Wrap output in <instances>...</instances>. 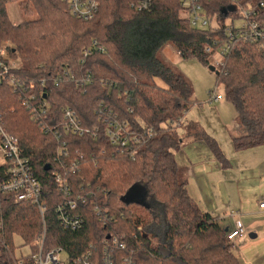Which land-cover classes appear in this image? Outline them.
<instances>
[{"label": "trees", "instance_id": "trees-1", "mask_svg": "<svg viewBox=\"0 0 264 264\" xmlns=\"http://www.w3.org/2000/svg\"><path fill=\"white\" fill-rule=\"evenodd\" d=\"M201 1L210 20L218 21L216 28L191 27L179 0H151L150 8L142 11L139 0H100L101 9L88 21L73 16L65 0H0V48L7 45L12 59L23 66L12 74L25 84L19 91L7 81L0 84L1 122L18 139L42 185L48 207L43 250L62 248L71 257L87 253L95 264H241L227 230L189 196L174 156L186 141L200 140L223 167L229 162L196 122H187L185 138L180 137L174 123L199 102L186 77L159 54L171 46L183 59L196 58L207 66L211 55L233 43L216 81L223 84L225 99L235 107L243 130L233 139L234 147L264 146V52L256 44L229 42L225 25L227 18H241V10L264 24V0ZM16 3L29 18L17 25L7 7ZM229 7L234 11L222 15ZM93 42L105 50L93 47L85 58ZM86 77L90 82L79 84ZM33 94L38 102L49 103L48 128L58 127L63 110L70 108L90 131L66 137L68 156L58 157L56 137L45 134L32 116L27 101ZM107 113L140 136L131 154L111 147L103 131L93 138L95 128L105 127L102 115ZM163 124L168 129H162ZM74 163L79 169L73 175L69 168ZM57 171L68 177L73 195L87 199L77 211L85 220L80 230L64 227L59 220L57 209L65 195L56 183ZM7 180V167L0 165V188ZM136 185L144 189L141 201L122 203ZM148 195L162 207L149 208ZM43 230L38 207L0 191V264H14L15 235L32 245ZM114 238L117 246L110 243ZM32 250L33 255L39 251Z\"/></svg>", "mask_w": 264, "mask_h": 264}, {"label": "built area", "instance_id": "built-area-1", "mask_svg": "<svg viewBox=\"0 0 264 264\" xmlns=\"http://www.w3.org/2000/svg\"><path fill=\"white\" fill-rule=\"evenodd\" d=\"M70 6L71 13L73 16H76L79 19L85 21L93 20L101 9L100 0H65ZM151 0H139L138 10L142 11L149 9L151 6ZM182 7L185 11L189 13L191 27L198 30H203L208 27L216 28L218 23L214 25V22L210 20L211 18L207 15L206 9L204 8L203 2L201 0H179ZM241 18L232 17L231 23L226 24L227 36L229 42H242L244 44L252 43L256 44L259 51L264 52V24L259 22H254L251 20V12L243 11ZM233 44V43H232ZM232 44L227 43L223 45L218 52L221 55V58L224 59L231 49ZM93 47H96L100 52H104V47H100L96 42H93L91 46L84 51L85 58H88L93 54ZM207 53H212V49L208 48ZM179 54V53H178ZM180 55V54H179ZM212 56V55H211ZM222 62L218 65H223ZM10 50H8L7 45H3L0 48V84L8 82L16 90L24 88L25 84L12 74L13 71L22 69L21 64H13ZM91 77L84 78L79 84L90 82ZM41 86H45V83H42ZM32 85L30 89L32 90ZM26 91V89H25ZM36 94L29 95L27 103L31 106L32 116L36 119L37 123L42 125V131L45 134L49 132L53 133L56 137L58 146H57V155L58 157H66L69 155L68 147L66 142V137L69 135H80L84 136L90 134V131L83 126L82 120L79 116L70 109L65 108L63 110L62 123L58 127H49L47 122L49 121V103L46 102V99L38 102ZM46 97V95H44ZM209 101L211 104L220 103L222 99L221 94H218L216 91H210L208 94ZM23 99V97H22ZM102 117L105 120V127L100 131V128H95L92 131V136L94 139L100 137V132L103 131L104 138L109 143L111 147H115L118 150H123L129 154L133 152V145L140 143L141 138L138 134L130 132L128 124L122 121H119L111 113H107V116ZM45 124V125H44ZM179 126V125H178ZM176 123L174 127L178 128ZM168 129L167 124H163L162 129ZM176 128V129H177ZM0 161L1 165L7 167L8 180L4 183L0 191L3 194H15L17 196L18 202H28L29 204L38 207L42 221H43V236L38 239L37 242V253L32 255L29 258H23L17 260L15 255L12 254L14 264H95L91 263L88 259V254L85 253L80 257H71L64 249L62 248H53L52 251L43 250V246L46 240V231L47 225L45 221V214L48 210L46 202L43 197L42 185L38 178H35L33 175V166L30 164L28 158L23 155L22 150H20L18 139L15 136H12L4 127L3 122H1L0 114ZM79 167L77 163L71 164L69 168V173L75 174L78 171ZM56 178V183L60 192L65 195V202L63 205H60L57 209L59 212V220L62 222L64 227L70 228L74 231L80 230L85 224V220L77 213L81 205L86 204V197L79 194L73 195L70 190L69 180L66 175L57 172H54ZM260 211H264V202L259 204ZM98 211V208H96ZM76 214V215H75ZM245 229L243 228L242 222L238 221L235 223L234 228H232L228 233V240L233 244L245 236ZM111 245L117 246L118 240L116 238L110 241ZM109 245V244H108ZM105 250H110L106 247ZM107 252V251H106ZM97 264V263H96ZM105 264H113L111 260L105 261ZM124 264H133L130 260H125Z\"/></svg>", "mask_w": 264, "mask_h": 264}, {"label": "crops", "instance_id": "crops-1", "mask_svg": "<svg viewBox=\"0 0 264 264\" xmlns=\"http://www.w3.org/2000/svg\"><path fill=\"white\" fill-rule=\"evenodd\" d=\"M191 109L178 128L185 127ZM226 129L232 143L243 133L237 117L233 126ZM185 135L186 131L180 137ZM224 155L228 167L220 164L208 144L193 140L186 141L174 157L183 171L189 196L203 212L217 218L227 232L236 222H242L245 236L233 243L241 264H264V211L259 209L264 202V146L237 150L226 144ZM253 235L256 237L251 239Z\"/></svg>", "mask_w": 264, "mask_h": 264}, {"label": "rangeland", "instance_id": "rangeland-1", "mask_svg": "<svg viewBox=\"0 0 264 264\" xmlns=\"http://www.w3.org/2000/svg\"><path fill=\"white\" fill-rule=\"evenodd\" d=\"M7 7L9 18L15 25L29 20V18L21 12L18 3L10 4ZM182 15L187 19L190 18L187 11H183ZM217 23L218 22H214V25ZM230 23L231 18H227L226 24ZM159 55L160 58L165 60L174 70H178L179 73L183 74L194 89V95L199 104L191 109L188 114L187 122L196 121V123H199L202 129L216 140L222 148L223 153L226 144H230L234 148L226 128H231L233 126L237 117L236 110L231 103L226 101L223 84L220 83L217 85L216 81L217 72L221 67L218 64L221 63L223 59L220 53L216 52L212 55L210 57V64L207 66L203 65L196 58L183 59L171 46L162 48ZM14 60L15 59L12 60V63L16 64ZM210 67L215 68V71H211ZM213 90L222 96L218 104H211L209 101L208 94ZM181 123L182 121H178L176 126L181 125ZM177 131L182 136V134L185 133V127H179ZM1 164L2 162L0 161V165ZM145 204L153 209L162 207L159 203L150 198L149 195L148 198H146ZM33 247L37 248V242L29 245L25 243L20 236L15 235L14 252L12 254L15 255L17 260L29 258L33 255Z\"/></svg>", "mask_w": 264, "mask_h": 264}, {"label": "water", "instance_id": "water-1", "mask_svg": "<svg viewBox=\"0 0 264 264\" xmlns=\"http://www.w3.org/2000/svg\"><path fill=\"white\" fill-rule=\"evenodd\" d=\"M234 8L229 7L228 9H225L222 11V15L228 16L229 13L233 12ZM211 71H215V68L210 67ZM144 195V189H142L140 186L136 185L129 189L127 194L122 197L121 202L127 205H133L137 204L139 201H141L142 197ZM256 235L250 236L251 239L255 238Z\"/></svg>", "mask_w": 264, "mask_h": 264}]
</instances>
